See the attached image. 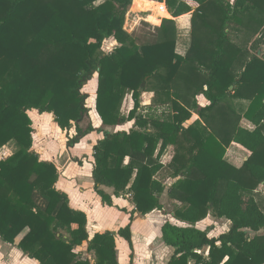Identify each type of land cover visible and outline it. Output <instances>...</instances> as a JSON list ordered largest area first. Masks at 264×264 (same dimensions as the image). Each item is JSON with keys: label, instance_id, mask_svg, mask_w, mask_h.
<instances>
[{"label": "trees", "instance_id": "obj_1", "mask_svg": "<svg viewBox=\"0 0 264 264\" xmlns=\"http://www.w3.org/2000/svg\"><path fill=\"white\" fill-rule=\"evenodd\" d=\"M157 1H165L175 18L194 11L210 19L199 47L203 61H191L194 36L187 51L178 52L172 18L128 32L133 0H0V150L18 147L0 159V239L40 264H119L117 236L128 242L133 264L136 214L163 210L165 194L176 202L173 217L183 223L167 220L161 227L163 241L174 248L167 264H264V210L256 197L264 183V60H246L227 31L254 10L261 15L264 0ZM111 37L118 45L105 52ZM183 69L189 70L183 79L193 92L191 107L182 102L179 86L174 89ZM96 73L103 124L133 126L105 130L94 145V188L110 206L113 197L102 186L116 197L128 195L134 209L127 225L91 237L87 214L73 209L57 188L58 167L33 147L29 111L53 113L63 130L75 127L68 137L74 146L95 131L83 88ZM144 81V92L154 93L148 105L141 102ZM240 99L250 101L244 116L254 130L240 125ZM168 106V117L158 113ZM233 143L249 152L242 168L226 158ZM169 146L174 156L167 185L159 174ZM211 214L230 220L229 230L210 236L212 226H197ZM85 243L93 261L79 250Z\"/></svg>", "mask_w": 264, "mask_h": 264}, {"label": "crops", "instance_id": "obj_2", "mask_svg": "<svg viewBox=\"0 0 264 264\" xmlns=\"http://www.w3.org/2000/svg\"><path fill=\"white\" fill-rule=\"evenodd\" d=\"M228 1L234 4L236 0L234 2H231L230 0ZM158 2L160 1L135 0L134 5L137 6L138 10H141L139 11L140 13L137 14V16L138 17L148 16L152 21H155L156 23L159 21L160 23L158 25L160 26L162 21V19L160 21V19L158 18V16L160 15L165 16L163 18H172L175 20L182 17L184 18L190 17L194 12L192 11L190 13L184 14L176 18L172 16L169 9L167 12H163L158 15H155L154 12L150 14V12L152 11L149 9L152 8L153 5H156V3ZM255 12H259V11L254 10L248 16L254 18L255 16H257ZM262 12L263 13L261 15L264 14V11ZM245 16H243V18ZM250 20L251 19H249L247 22L245 21V23L235 24V27H237L238 30H241L242 27H245V24L247 25L248 22H251ZM177 28H178L177 50L180 54H183L187 51L190 43L192 42V34L190 33L187 25H185V27L177 26ZM250 28L252 30H256V25H254L253 23V28L252 27ZM263 28L264 25H262L260 29ZM125 29L130 33L132 31V29H130L131 31H129L128 28H126V25H125ZM227 31H229V29ZM109 40L110 43L107 44V47H104L106 52H109L108 48H111L110 49L111 51L118 45L117 41L114 38L111 37L105 41H109ZM232 40L234 41L233 38ZM255 41H256V35L250 41V46ZM103 46H106L105 42ZM259 49L261 50H259L257 53L264 54V43L259 45ZM258 54L256 55L260 57ZM260 58L264 60V57H260ZM93 79L95 80L96 82L95 85L97 86L98 85L97 73L95 74ZM150 98L151 101L149 102L151 103L154 98V95H152V97ZM146 102L147 103L145 104L147 105L150 104L148 103V101ZM249 104L250 101L245 99H240L235 101V107L237 110L241 112L242 115L240 120V125L250 130H254L256 125L244 116V112L247 110ZM132 107L133 105L129 104V109H131ZM90 113H91L90 116L92 123L94 121L97 122V123L95 122V125L93 124V126L95 127V131L85 136L83 139H81L79 143L75 144L74 146H69L68 137L73 136V134L75 133V127L71 128L70 130H63L57 124L55 120V115L53 113L40 114L37 111H29V115L33 123L32 126L34 128L33 147L35 151L39 154L40 159L53 161L58 167L60 172V177L57 182V188L68 195L69 204L73 209L83 211L87 214L88 217L87 227L89 234L92 237L96 232H104L106 230L116 231L120 227L127 225L129 222L130 214L134 209V205L130 202L128 195L126 196L124 194H121L119 197H116L114 195V189L111 187L102 186V189L113 197V206H110L107 203L103 202L100 195L95 191L94 188L95 183L93 178V168H94L93 147L100 139L103 138L104 133L98 132L99 130L98 128L104 125L102 124L100 117L98 116L94 117L95 115H92L93 110H90ZM122 126H104L105 128L104 131L111 130L112 128H116L115 130H120ZM172 148L174 147L169 146L168 147L169 150L167 149L165 152V156H163L165 158L166 157L168 158L167 162L169 163L173 158L172 156H170V150H172ZM17 150L18 147L16 144H10L4 146L0 150V159L6 158L14 154ZM249 156L250 155L248 151L244 150L238 144H234V143L231 144V146L228 148L226 154L227 160L237 168H242L244 163L248 160ZM164 164L167 163L165 162ZM256 195H257L256 196L257 200L259 201L262 209L264 210V183L260 184L257 187ZM166 197L168 198L167 194H165L162 198L163 204L165 203L164 199ZM158 212H163L165 216L167 215L165 209L155 210L147 215L136 214L135 220L132 225L133 228L132 240L134 247L133 264H167L174 253V248L166 245L165 242L163 241L161 227L166 220L162 222L158 215ZM209 216H212L213 218L219 220H226L227 223L230 224L229 225L230 228L231 226L230 220H227L225 218H217L212 214ZM159 220L161 222H159ZM182 224L183 223L179 222V225ZM138 227L140 228V232L137 234ZM229 228L227 229V231L229 230ZM135 235H138L140 238L139 240L145 244V245L143 244L144 246H146L145 251H142L140 254L135 246V239H134ZM20 238L21 237L17 239V242H19ZM119 238L122 237L117 236L116 238L119 264H128L131 260L130 257L131 249L129 247L128 242L123 238L126 241L129 249H126V259L121 260L120 254L118 253L119 245L121 243V240H119ZM79 250L83 251L84 257L86 254L90 255L89 252H87V243H85L82 247H80ZM91 255L93 256V254ZM91 255L90 258L93 261V257H91ZM0 264H40V262L34 258L27 256L16 245H11L5 243L4 241H0Z\"/></svg>", "mask_w": 264, "mask_h": 264}, {"label": "rangeland", "instance_id": "obj_3", "mask_svg": "<svg viewBox=\"0 0 264 264\" xmlns=\"http://www.w3.org/2000/svg\"><path fill=\"white\" fill-rule=\"evenodd\" d=\"M230 1L234 2L235 0H230ZM134 4H135V0H133L132 5L129 8V11H128L127 16H126V23H125L126 28H128L129 31H131L130 29H132L131 33H135V31L139 28L141 29L142 28V25H141L142 22L149 23L150 25H152V27H153V25L159 26L158 25L160 23L159 21L156 23L155 21H152L150 19V17H148V16L147 17H144V16L138 17L137 14L140 13L139 11H141V10H138L137 6H135ZM156 7H155V5H153V7L150 8V9H153L152 12H150V14H152L153 12L156 13V10H157ZM255 13L257 16H255L254 18L251 16H247V17L245 16L243 18V23H245V21L247 22L249 19H251L250 20L251 22H248L247 25L245 24V27H242L241 30H238L237 27H235L234 23H231L229 25V33L231 34V37L234 39L233 43L237 47L246 51V53L244 52L246 60H250L252 58L251 57L252 55L258 54L257 52L259 50H261V49H259V45L264 43V28L260 29L262 27V25H264V14L260 16L259 12H255ZM163 17H165V16L158 17V18L161 21V19H164ZM161 23H162V21H161ZM205 23H211L210 19L208 17H206L204 20L199 15H196L194 13L192 14V16L187 17V18L182 17L179 19H175L176 26L185 27V25H187L190 33L192 34V38L194 36L196 46H198V47L194 48V51H192V53L190 54V58H191V61L192 62L194 61L195 63H197L199 58L201 59V61H203L202 58L200 57L202 55V54H200L202 51V48H199V47H201L200 46L201 43H202V45H203V43H206V40H207L206 34L209 33V27L207 25H205ZM253 23H254V25H256V30H252L250 28V27L253 28ZM149 28L150 27H148L147 29H149ZM255 35H256V41L254 43H252V45L250 46V41L253 39V37ZM109 43H110V40L105 41L106 46H103V51H105L104 47H107V44H109ZM110 49L111 48H108V51H110ZM258 55L260 57H264V54H258ZM240 68H241V66H238L236 71H239ZM186 70L187 69L181 70L176 81L174 82V89H177V86H179V90L182 91V94H181L182 102H184L188 107H191L193 92L188 91V88H189L187 85L188 80L183 79L186 76H188V73L186 72ZM187 71H189V70H187ZM94 76H95V74L93 75V77ZM93 77H91L90 80L85 84V86L83 88V92L88 94V99L86 100V105L90 108V110H93L92 115H95L94 117H97V116L99 117V115L96 114L97 111L95 108L96 96H97V86L95 85L96 82L93 79ZM190 90H192V89H190ZM152 95H154V93H152V92H143V94L141 96L142 104L147 105V104H145V103H147L146 101H148V103H150L149 101H151L150 97H152ZM128 98H129V104L134 105V102H133L131 95H129ZM198 103L200 106H202V105L207 104L208 101L206 100V98L204 96L199 95L198 96ZM170 111L171 110H170L169 106L168 107H161L158 113L162 114L164 112V115L166 117H168L170 114ZM90 115H91V113H90ZM194 117L198 118V114L194 113ZM95 122L96 121L93 122L94 125H95ZM102 124H103V122H102ZM104 126H100L98 128L99 129L98 132L103 133L104 129H105ZM132 126H133V122H128L124 126H122V128L120 130H129ZM115 129L116 128H112L109 131L110 132L117 131ZM168 153H169V151H168ZM173 155H174V148H172V150H170V156L173 157ZM163 156H165V154ZM8 157H6V158H8ZM2 159H5V158H2ZM167 159H168L167 157L166 158L162 157V161L164 163L166 162L167 164H165V168L163 169V171L160 172L159 178L164 183L169 185L172 181V178H171V171L168 167L169 162H167L168 161ZM164 201H165L164 209L166 210L167 215L165 216L163 214V212H158V215H159L161 221L163 222L165 220L166 221L170 220L173 223L179 224V222L173 217V214H172V211L175 208L176 202L171 200L169 197L168 198L166 197L164 199ZM161 221L159 220V222H161ZM229 225L230 224H228L226 220H219V219L213 218L212 216H208L204 221H201L197 226L201 229H206L208 226H212L213 230L210 232V236H218L221 233L227 231V229L229 228ZM132 231H133V228H132ZM139 232H140V228L138 227L137 228V234ZM262 232H264V229L262 230ZM134 239H135V246H136L137 251H139V254L142 251H145L146 246H144L145 244L139 240L140 239L139 236L135 235ZM119 240H121V243L119 245L118 253L120 254L121 260H124V259H126V249H129V248H128L126 241L123 238H119ZM0 241H2V240H0ZM204 252H205V254L207 253L206 250ZM89 254L91 255L92 253L89 252ZM90 255L86 254L85 257L90 258ZM91 257H93V256L91 255Z\"/></svg>", "mask_w": 264, "mask_h": 264}, {"label": "built area", "instance_id": "obj_4", "mask_svg": "<svg viewBox=\"0 0 264 264\" xmlns=\"http://www.w3.org/2000/svg\"><path fill=\"white\" fill-rule=\"evenodd\" d=\"M155 7L157 9L155 15H158V14H161L163 12H167L168 11V6H167L165 1L156 3ZM149 10L152 11V9H149ZM158 17H162V15H160Z\"/></svg>", "mask_w": 264, "mask_h": 264}, {"label": "water", "instance_id": "obj_5", "mask_svg": "<svg viewBox=\"0 0 264 264\" xmlns=\"http://www.w3.org/2000/svg\"><path fill=\"white\" fill-rule=\"evenodd\" d=\"M145 85H146V81H144V82L142 83V86H141V88H140V91H141V92H144V87H145Z\"/></svg>", "mask_w": 264, "mask_h": 264}]
</instances>
